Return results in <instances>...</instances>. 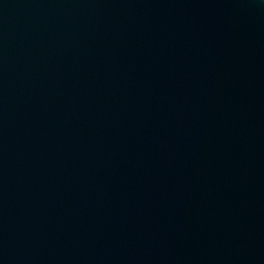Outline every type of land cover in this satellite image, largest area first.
Segmentation results:
<instances>
[{"label":"water","instance_id":"water-1","mask_svg":"<svg viewBox=\"0 0 264 264\" xmlns=\"http://www.w3.org/2000/svg\"><path fill=\"white\" fill-rule=\"evenodd\" d=\"M0 264H264V0H0Z\"/></svg>","mask_w":264,"mask_h":264}]
</instances>
